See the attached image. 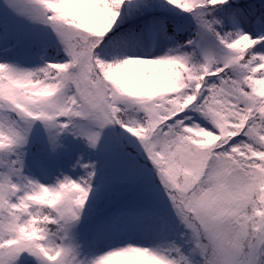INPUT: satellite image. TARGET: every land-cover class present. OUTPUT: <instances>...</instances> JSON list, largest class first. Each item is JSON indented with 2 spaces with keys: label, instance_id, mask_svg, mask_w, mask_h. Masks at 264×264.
Instances as JSON below:
<instances>
[{
  "label": "snow or ice",
  "instance_id": "1",
  "mask_svg": "<svg viewBox=\"0 0 264 264\" xmlns=\"http://www.w3.org/2000/svg\"><path fill=\"white\" fill-rule=\"evenodd\" d=\"M0 264H264V0H0Z\"/></svg>",
  "mask_w": 264,
  "mask_h": 264
}]
</instances>
